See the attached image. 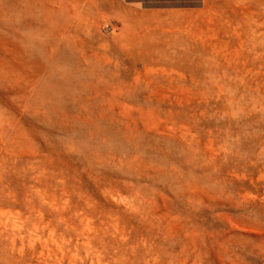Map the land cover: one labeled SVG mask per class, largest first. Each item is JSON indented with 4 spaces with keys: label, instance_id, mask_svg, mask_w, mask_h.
<instances>
[{
    "label": "rangeland",
    "instance_id": "374dc122",
    "mask_svg": "<svg viewBox=\"0 0 264 264\" xmlns=\"http://www.w3.org/2000/svg\"><path fill=\"white\" fill-rule=\"evenodd\" d=\"M198 8L0 0V264H264V0Z\"/></svg>",
    "mask_w": 264,
    "mask_h": 264
},
{
    "label": "crops",
    "instance_id": "0c3cea01",
    "mask_svg": "<svg viewBox=\"0 0 264 264\" xmlns=\"http://www.w3.org/2000/svg\"><path fill=\"white\" fill-rule=\"evenodd\" d=\"M204 6V0H104V14L123 15L133 22L136 15L194 13Z\"/></svg>",
    "mask_w": 264,
    "mask_h": 264
},
{
    "label": "built area",
    "instance_id": "2783aa9c",
    "mask_svg": "<svg viewBox=\"0 0 264 264\" xmlns=\"http://www.w3.org/2000/svg\"><path fill=\"white\" fill-rule=\"evenodd\" d=\"M113 30H114L113 27H111V26H106L105 29H104V32H105V33H111V32H113Z\"/></svg>",
    "mask_w": 264,
    "mask_h": 264
}]
</instances>
